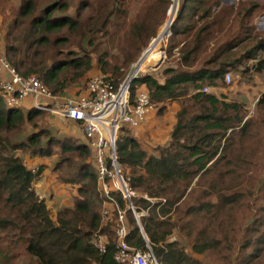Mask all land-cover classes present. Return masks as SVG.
Wrapping results in <instances>:
<instances>
[{"label": "trees", "instance_id": "obj_1", "mask_svg": "<svg viewBox=\"0 0 264 264\" xmlns=\"http://www.w3.org/2000/svg\"><path fill=\"white\" fill-rule=\"evenodd\" d=\"M117 2L120 1L103 4L83 0V6L96 15L93 20L86 15V28L79 17L67 16L69 6L63 0H49L39 11L37 0H21L13 16L10 7L3 9L5 0H0L3 55L21 75L36 76L53 94L64 95L94 69L93 36L107 26L99 16L104 10L113 9ZM260 2L241 1L232 24L215 31L220 21L214 13L223 10L218 0H179L171 30L165 24L152 44H161L171 31L167 54L171 57L177 51L176 65L164 67L163 81L146 74L131 82L132 104L140 92L146 91L158 114L166 111L167 102L179 101L182 107L169 142L149 151L128 126L122 127L116 142L122 174L138 194L133 206L137 213H147L141 216L140 223L148 239L134 211L128 208L121 193L114 190L110 192L114 201L110 204L112 221L102 225L101 211L107 198L99 192L89 140L85 137L86 143H80L71 137H55L49 129L40 127V120L45 117L43 111L31 108L25 113L24 105L7 108L0 90V264H121L115 260L119 210L125 211L130 228L128 244L144 250L149 245L159 264H261L264 216L259 217V227L254 229L258 234L255 239L245 235L236 241L232 213L242 208L245 195L238 186L227 193L231 190L227 176L243 180L247 168L253 164L245 158L242 143L250 135V121L245 120L247 112L243 104L228 103L204 92L207 87L225 84L227 73L239 70L249 61L255 62L257 73L264 74V58L259 59L264 51V29L258 32L259 36L250 24L262 7ZM169 3L170 0H165V8ZM173 11L174 8L168 21ZM24 24L27 26L23 28ZM80 30L86 31L85 44L79 45L81 53L63 57V47L75 48L68 32ZM141 31L138 30L139 34ZM14 33L17 43L6 47L7 37ZM144 40L147 45L148 36ZM44 46H56V50H41ZM55 55L57 59L48 63V58ZM160 55L156 51L150 59H144V69ZM106 62L99 59L104 73ZM115 75V84L119 85L124 75L118 72ZM259 105H264V96ZM30 128L32 131L28 133ZM26 157L56 158L53 172L58 173L61 183L76 188L72 206L61 207L56 220L35 189L49 165L29 168ZM67 170L71 171L70 177L63 175ZM226 210L230 212L228 217ZM256 222L255 218L254 225ZM99 230L107 237L105 253L93 244ZM247 231L250 229L244 230ZM177 234L180 238L170 241ZM186 246H190V252ZM214 254L218 257L209 263L197 258Z\"/></svg>", "mask_w": 264, "mask_h": 264}, {"label": "rangeland", "instance_id": "obj_2", "mask_svg": "<svg viewBox=\"0 0 264 264\" xmlns=\"http://www.w3.org/2000/svg\"><path fill=\"white\" fill-rule=\"evenodd\" d=\"M37 1L40 4L37 5L36 11H39L41 5L48 2L49 0ZM82 1L83 0H63V3H66L69 6V10L66 13L67 16L71 18L79 17L87 28L88 23L86 22V15L92 16L90 20H93V16L96 15L92 14V12H89L90 8L87 6H83ZM92 1L94 3L103 2V4H109L113 0ZM119 1L120 2H117L113 9H106L99 16L102 22L107 23L106 28L100 29L99 31L102 32L99 34L95 33L94 36L92 34L94 40H96V48L92 53L95 65L94 69L90 72L89 75L85 77V79L79 81L78 84L74 85L70 89V91L66 93V95L77 97L83 94L86 82L94 74H106L116 84V72L124 75V79L121 81V83L127 80L134 73H136L137 76L153 74L157 78H161L160 81H163L162 70L164 69V67L176 65L178 58L177 51H174V55L171 57H168L167 54V50L169 48L168 39L172 35V33L169 36V33H167L166 36H164L161 44H157L156 46H154V49L152 51H149L142 60L141 58L145 51L155 41V39L158 38L161 30L167 22L168 23L165 26L166 29H169L171 27L170 21L171 19H173V17L175 19L176 13L179 9V0L176 7V13L174 8L170 21H168L169 11L174 6V0H170V3L168 6L166 5V8L165 0ZM218 1L220 2L221 8L223 10L220 12V9H217V12L214 13V15L218 16L220 21L219 29L214 27L215 31L223 30L224 28H227L232 24L231 19L236 14L237 6L241 1L263 2L258 3L262 7L258 11H256L250 24L251 26L255 27L257 35H259L258 32L264 29V20H262V23L260 21L261 17L264 14V0H230V2L228 3L222 0ZM120 3H122L124 7L121 6ZM20 4L21 0H5V3L4 5H2V7L3 9L10 7L13 16L18 11L17 8L20 7ZM0 11L2 10L0 9ZM112 13L114 14L112 15ZM24 21L28 22V19H24ZM97 21L98 20H96V22ZM26 26L27 24H24L23 28ZM2 29L3 28L0 24V35L2 34ZM138 30H142L141 34H139ZM13 32L15 31H12V33ZM85 33L86 31L84 30H80L78 32L74 31L73 33L68 32L67 37L72 39L75 48L74 50H66L68 48V45L63 47V49H65V51L63 52V57H69L73 54L81 53V51H79V45L83 43L85 44ZM14 35L15 33L11 37H7L6 47L9 44L17 43V39H15ZM146 36H148L149 39L147 45L145 44L144 40ZM153 36L156 37L154 38ZM1 43L4 46V43ZM48 48L56 50V46H44L41 48V50H48ZM156 51L161 55L153 62V65H149L144 69V66H146V64H142L143 60L150 59V56H153ZM1 54L4 53L1 52ZM263 58L264 51L260 53L259 59ZM54 59H57L56 55L53 58H48V63H50ZM99 59L107 61L106 73L100 70ZM162 59L163 62L161 63V66L158 69H154ZM253 63L255 62H246L245 65L239 68V70L230 71L229 73L233 78L230 84L225 81V84L219 83L218 87H207L208 92H205L214 94L219 99L225 100L228 103L237 102L243 104L247 112L245 120L250 121L248 129L250 130V135L247 136L242 143H244L245 158L253 164L247 168V173L243 180L241 178L238 179V177H234L232 175L227 176L228 187L231 188V190L227 191V193L234 191L236 189L235 187L238 186L241 188V190H243V194L245 195L242 198V208H236L232 213L236 221L235 237L233 236V239H236V241L243 239L245 235H248L251 239H255L258 234L254 232V229H258L259 227V217L264 216V105H259L260 100L264 96V74L257 73L254 66L255 64ZM141 67L143 68V70H141ZM243 69L247 71L242 73L241 71H243ZM173 104L178 106V112L174 107H172ZM166 105V111H163L160 114H158L157 109H155L154 111V120L156 121V125L158 126L156 130L158 131L157 134L159 135V137L157 142L155 139L150 140V143L148 144L149 147L152 144V141L157 143V145L158 143H160V140L170 141L171 133L169 134V127L176 124L177 115L182 110V107L181 102L179 101L167 102ZM24 112L26 113V111ZM43 113H45V117L40 120V127L49 129L55 137H68L67 134L75 137L78 136L79 128L75 125V123L68 121L65 124L66 119L50 112ZM31 131L32 129L29 130L28 133ZM77 141L81 143V140ZM46 160L49 166L45 167L44 171L46 173L43 175L42 180L35 184V189L41 196V198L46 200L48 208L51 212V216L54 220H56L57 212L61 207L69 204V206H72L76 188L61 183L59 177L57 178L58 173L53 172V168L57 162L56 158ZM91 164L92 169L96 170L93 159H91ZM40 165L41 164H37L35 166V169H38ZM70 174L71 171L67 170V172L63 175L65 177H70ZM229 214L230 212L226 210L225 216L228 217ZM255 218L257 219V225H254ZM247 228L250 229V231L244 232V230ZM180 236L181 235L177 234L169 239L170 241H175L176 239L180 238ZM186 249L188 252H190L191 248L190 246H186ZM248 251H252V249H249ZM217 257L218 256L215 254L208 258L205 256H197V258L206 263H209L210 261L213 262L214 260L212 259ZM260 263H264V258Z\"/></svg>", "mask_w": 264, "mask_h": 264}, {"label": "built area", "instance_id": "obj_3", "mask_svg": "<svg viewBox=\"0 0 264 264\" xmlns=\"http://www.w3.org/2000/svg\"><path fill=\"white\" fill-rule=\"evenodd\" d=\"M134 75L137 76L134 73L123 83L116 85L106 74H94L86 82L83 94L77 97L56 95L40 78L25 77L17 72L1 54L0 46V90L7 108H19L27 99H31L32 108L74 120L83 127L84 135L94 151L99 192L107 198L101 211L102 225L112 221V190L121 193L128 208L134 211L140 227L141 216L147 214L136 212L133 199L138 197V194L130 186L129 179L122 174L116 154V142L122 127L138 128L155 109L146 91L140 92L132 104L130 85L136 78L132 79ZM232 79V75L227 73L225 81L230 84ZM204 92H208V89H204ZM143 197L154 202V199L148 198L147 195ZM118 212L115 260L121 264H159L149 245L148 250H144L128 244L130 228L126 222L125 211ZM141 230L147 239L142 227ZM93 244L101 253H105L107 237L99 230L94 235Z\"/></svg>", "mask_w": 264, "mask_h": 264}, {"label": "crops", "instance_id": "obj_4", "mask_svg": "<svg viewBox=\"0 0 264 264\" xmlns=\"http://www.w3.org/2000/svg\"><path fill=\"white\" fill-rule=\"evenodd\" d=\"M262 20H264V14H263V16L260 19L261 23H262ZM1 21H2V18H1ZM0 46H1V52H4V47L1 44H0ZM140 66H141V64H140ZM141 70H143L142 67H141ZM32 107H33L32 100L31 99H27L25 101V103H24V106H23L24 111L27 112ZM172 107H174L175 110L178 112V110H179L178 106L173 104ZM169 108H171V107H169ZM154 111H155V109L148 115V118H147L146 122L142 123L138 128L133 129V134L140 140V142L144 145V147L147 150H149V151L152 150V147H155L157 145V143L152 141V144L149 147V145H148L150 143L149 141L152 140V139H155L156 142H157L158 141V137H159V135L157 134L158 131L156 130V128H158V126L156 125V121L154 120V118H155ZM68 121H71V122L75 123V125L79 128L78 129L79 133H78L77 137L67 134L68 137L74 138L76 140H81V143H86V138H85V135H84V132H83V127L81 125L77 124V122H75L74 120H71V119H66L65 120V124ZM173 126L169 127V129H170L169 130V134L171 133V131L173 129ZM63 130H64V128H63ZM163 142L166 143V142H168V140H166V141L165 140L164 141L160 140V143H158V144H161V145L165 144ZM25 163H26V165L29 168L34 169L37 164H41V165L46 164L47 160L46 159H41V158L30 159L29 157H26L25 158ZM69 205H66V206H69Z\"/></svg>", "mask_w": 264, "mask_h": 264}, {"label": "water", "instance_id": "obj_5", "mask_svg": "<svg viewBox=\"0 0 264 264\" xmlns=\"http://www.w3.org/2000/svg\"><path fill=\"white\" fill-rule=\"evenodd\" d=\"M222 1H226V3H228V2H230V0H222ZM177 5H178V0H176V2L174 1V6L172 7V8H175V13H176V7H177ZM175 13H174V15H175ZM173 21H174V17H173V19L170 21V23L172 24L173 23ZM168 35H171V31L169 32V34ZM156 40V39H155ZM153 44V43H152ZM154 49V45H151L146 51H145V53L143 54V56H142V58H141V60L145 57V55L149 52V51H152ZM163 62V59L161 60V62L154 68V69H158L160 66H161V63ZM135 77H137V76H133L132 77V79H134ZM148 239V238H147Z\"/></svg>", "mask_w": 264, "mask_h": 264}, {"label": "bare ground", "instance_id": "obj_6", "mask_svg": "<svg viewBox=\"0 0 264 264\" xmlns=\"http://www.w3.org/2000/svg\"><path fill=\"white\" fill-rule=\"evenodd\" d=\"M169 12H170V11H169ZM166 24H167V23H166ZM170 25H172V24H170ZM170 30H171V27H170ZM168 36H169V35H168ZM147 54H148V53H147ZM147 54H146V55H147ZM146 55H145V56H146ZM135 72H136V71H135Z\"/></svg>", "mask_w": 264, "mask_h": 264}]
</instances>
